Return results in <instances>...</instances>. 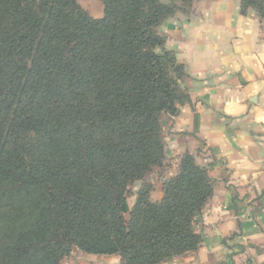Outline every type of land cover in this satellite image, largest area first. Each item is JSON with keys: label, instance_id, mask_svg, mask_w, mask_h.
Instances as JSON below:
<instances>
[{"label": "trees", "instance_id": "trees-1", "mask_svg": "<svg viewBox=\"0 0 264 264\" xmlns=\"http://www.w3.org/2000/svg\"><path fill=\"white\" fill-rule=\"evenodd\" d=\"M0 0V264H61L74 248L162 264L197 252L194 223L212 196L185 154L154 202L163 116L189 101L161 25L193 0ZM264 20V0H239ZM159 50V52H158Z\"/></svg>", "mask_w": 264, "mask_h": 264}, {"label": "crops", "instance_id": "crops-1", "mask_svg": "<svg viewBox=\"0 0 264 264\" xmlns=\"http://www.w3.org/2000/svg\"><path fill=\"white\" fill-rule=\"evenodd\" d=\"M199 3L189 19L161 26L189 101L162 118L165 160L149 197L161 200L185 154L208 169L213 193L193 226L198 251L162 264H264V20L241 14L236 0ZM89 15L100 19L103 8ZM85 256L66 264H121Z\"/></svg>", "mask_w": 264, "mask_h": 264}, {"label": "rangeland", "instance_id": "rangeland-1", "mask_svg": "<svg viewBox=\"0 0 264 264\" xmlns=\"http://www.w3.org/2000/svg\"><path fill=\"white\" fill-rule=\"evenodd\" d=\"M78 2V4L88 13H93L95 12L96 10L99 11L100 8H103L102 7V3L100 0H76ZM161 2L163 3H169V1L167 0H160ZM201 2V0H193L192 2V5H191V8L188 9V11H176L175 15L171 18H169L167 21H165L164 23L168 22V21H171L173 19L176 18H181V19H184V20H187L189 19L192 15H193V5L194 4H197ZM237 2V5L239 6L240 8V11H241V5H240V2L239 0H236ZM200 4V3H199ZM248 11H252L255 13L254 10L248 8L246 10V12ZM256 14V13H255ZM174 21V20H173ZM172 21V22H173ZM163 23V24H164ZM162 24V25H163ZM161 25V26H162ZM161 27L159 28V33L161 35H163L167 41V37L165 34H163L161 32ZM166 44V43H165ZM159 52V50H158ZM173 52V51H172ZM174 53V52H173ZM175 55V53H174ZM176 61H177V57H176ZM163 179V178H162ZM152 182H161V167L157 168V169H153L147 173L144 177V180H141V181H136L132 184H130L127 188V194H126V198H127V202H128V205L130 207V209L132 208V206L134 205V202H135V199H136V193L138 192L139 188L141 187L142 184L144 183H148V184H151L152 185ZM87 254H84L83 252L79 251L78 249L74 248L71 252V254L64 258L63 261L61 262V264H66V261L69 260V258L71 257L72 259H74V261H78V260H83V258H85ZM103 257V256H101ZM91 260H97V259H91Z\"/></svg>", "mask_w": 264, "mask_h": 264}]
</instances>
